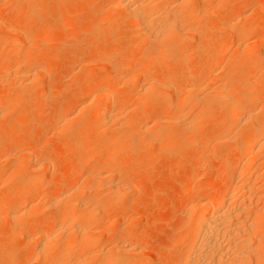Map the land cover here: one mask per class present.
Instances as JSON below:
<instances>
[{
    "label": "bare ground",
    "instance_id": "bare-ground-1",
    "mask_svg": "<svg viewBox=\"0 0 264 264\" xmlns=\"http://www.w3.org/2000/svg\"><path fill=\"white\" fill-rule=\"evenodd\" d=\"M210 2L211 0H109L108 4L112 6L114 11L117 10L116 12L120 13V16L126 17L130 24L134 26L136 39L132 47L127 48L128 52L133 51L141 44L143 36H146L148 41L154 44L156 50L153 53H149V55L147 54L143 56L138 62L127 65H123L119 59L122 50L115 51L106 61L107 68L105 67L106 70L108 69L113 73V77L111 78L109 76L110 79L108 78L107 81L103 83H94L92 86L88 87L89 89H86L83 93L84 98L79 103L77 102L78 105H75V107H73V103L71 104L72 98H70L67 104L64 105L62 111L60 110L61 115L66 121L68 120L69 122L73 120L71 124L73 123L74 125L72 124L73 128L70 127L73 129L71 132L74 134L76 133L75 135L78 136L76 138L73 134L75 138L70 145L71 150H76L83 155L81 165L76 171L81 172L86 170L85 168L88 166H96L100 162L103 167L100 170L98 169L99 171L97 170L93 172L91 174L92 178L89 176L90 179H93V182L94 180L96 181V186L94 185L93 189L91 188L93 192L88 191L90 192V195L88 193V195L84 193L83 185H79L81 183H77L78 185L66 184L67 181L64 182L60 190L55 192V194L52 193L53 196L50 197L52 199H50L51 201H49L50 203H48V205L54 213H52L51 216H48L45 220L41 221L43 227L38 229L35 234L33 233V236L31 235L32 238L30 236V241L34 242V247H31L32 250L28 251L25 256V260L28 261L29 259H33L39 264H153L150 261H146L149 259L137 260L133 257L135 250L138 252V248H134V232H125L120 235L113 234L114 236L111 234L112 241L114 242V247L112 249L108 247L106 248L105 242L106 233L109 231L108 229L111 224L114 223L115 218L113 215L116 210L118 213H115V215L117 216V214H119L117 216L118 222L121 220L123 221L124 219L129 220L128 217L126 218L129 202L124 204V198L127 192L129 191L130 193V190L133 192L138 187L137 184L141 181L139 178L136 184H134L136 185L135 187L131 186L132 184L130 185L128 182L130 169L121 168L119 167V164H117L125 157L121 149L120 151L118 149L123 142H125L124 144L126 145V142L133 136V134H136L135 132L137 130H142L144 125L148 126L149 124L145 123L143 125L142 123H135L136 125L130 126V128L134 127L131 128L132 130H126L125 128V131L124 129L122 130V133L128 132L125 134L119 132L122 129V127L119 128V126L123 125L121 124L118 125L117 129H115V134L113 132L112 136L111 134L109 137L103 136L101 139H96L95 141L87 140V136L85 138L84 135L88 131L95 133L99 129L111 126V124L117 125V117L124 113H128L129 115L131 112L148 111L151 103L146 102L147 99L145 100V103L139 102V95V98H149L155 92L158 93L162 86L163 88L165 86L166 88L167 86L168 88L173 87H170L169 84L166 85V83L164 86L163 83L165 81L163 82L159 80L156 81L155 79H148L146 82H142V84H145L142 85V90L140 89L139 93H137L139 95L137 97L138 101L136 102L131 97L133 90H130L131 94L129 90V92H126L125 94H120V92H118V87L122 78L121 75L123 74L122 69L129 73V76L127 75L129 78H132L137 72H139V74H147L156 68H160L166 61L169 60L171 62L167 64V70L172 69V67L176 64L186 66L188 64V59L185 55L182 56L183 48L180 45L181 39L184 36L191 35V33H189L191 31H187V28L189 29L191 26L190 22H196L198 23V26L200 23L202 24L203 20L207 16L216 13V11L211 7L212 5H210ZM219 2L222 5L225 0H220ZM14 3H16V6L11 7ZM52 3L53 2H49L48 0H0V52L6 50V48L14 49L13 54L9 57V63L5 64L0 69V76H6L8 84H11V82H14L15 84L20 83L16 84L17 86L13 87L14 89L11 88L13 91L8 89V91H11L9 93L10 96L11 93L13 94L15 92V99H12L11 97H9L11 98L10 100L7 98H4L5 100L0 99V154L2 155V152L5 154L9 153L16 145H21L20 147H22V150L21 152L20 150L18 151L20 152L21 157L18 169H22L26 165L28 167V161H30L29 163H32L33 158H36L37 161L40 162L41 157L43 156L42 148L38 147L39 144H36V146L32 138L23 139L11 134L12 131L9 132L12 130V127L26 124L27 121L23 116L24 114H21V117L23 116L24 118L19 117V119L16 118V115L14 117L15 119L13 118L10 120L11 122L9 121L11 124H5L2 119H7L6 117L9 115L11 116L13 112L12 109H15V107L11 108L12 103L15 105H19L21 103H19L16 99L23 96H17V94H27L26 92L25 94L23 93L29 89L33 90L35 85L32 84H36L34 82H39L40 78L47 74L48 76L51 74L50 71L55 64L53 63L54 61L51 59L45 60V56L43 57L42 55H33L31 50L41 44L40 41H42V38L57 32L60 30L61 26L69 27L72 20L71 15L73 14L65 16L62 23L56 25V14L51 12V24L46 25L45 23L38 22L29 26L28 30L26 29L27 31L19 30V28L24 25L25 19L40 16V13L48 7L53 6ZM256 7L260 9L261 12H264V3H258L256 4ZM242 10L238 13V20H236L238 22L235 21L237 17L234 18L231 14H227L224 18L223 24V27H225L224 29H228L226 31H229L231 36L233 35L237 39L236 40L234 38L236 43L233 41L235 45H232L233 52L231 58L237 60L238 63L232 68L222 67V56L219 53H216L207 59L203 65L196 67L190 72L187 71L183 75L187 80H191L193 77L200 76V74L205 71H218V68L221 66V84L218 85V87H213L208 83V90L210 89L211 91L213 87V90L208 93L205 91L207 87H202L201 83L188 85V87L186 86V89H184L186 90L184 94L183 92L180 93L182 95L179 94L177 103H174L172 98H174L175 94H177L178 88H175L173 93H168V95H161L160 91L158 93L160 94V97H158L156 101L158 103L168 104V113L170 115L158 117L155 121L156 127L158 125V128H156L157 130H155L154 133L151 132V126H144L145 131L148 129L145 133L150 134L149 138H152L154 135L153 140L165 133L163 132L165 127L175 128L176 126L183 125L184 127L188 126L189 129H192L200 116L191 121L182 119V107L187 105L191 99L196 101L200 100L201 102L205 101V103L211 99L213 101L215 100L216 103L219 101L224 104L226 103L225 106L227 105V107L224 110L225 121L234 120L236 118L235 116L239 115L240 122H245V124L253 120L251 121L253 122L252 127L249 128L250 130L247 129V135L242 137L240 140L237 138L239 141L236 145H233V157L236 158L237 161L234 165L235 168H232L234 171L231 174V178L229 177L230 179L226 182L225 189L223 188L222 191L218 192L214 196L201 195L199 198H196L204 192L202 187H200L202 184L200 185L199 183L201 182L203 175L197 174L195 176L198 184L189 192V195L193 199H196L193 202L191 201L189 206H185V211L183 210L184 214L189 217L190 220L185 224L184 229L180 231L181 235L176 240L174 238V242H172L168 248L171 250L178 244H184L177 264H259L260 261L262 262V260H259L260 256H258L260 245L254 244L255 241L257 242L256 244L261 241H259L255 232L257 231L258 234L260 231L259 229L264 225V210L263 208L259 209L260 207L256 209L257 207H254V203L252 204L251 202L257 188V184H255V182L253 183V179L257 172L250 173L249 171H252L250 169H252L255 165V161L253 159L254 157L252 156L256 154L255 152H262V150H264V116L261 118H255L254 116L255 114H258L256 113V110L259 107V103H261L259 100L262 98L261 94L263 83L259 79L257 80V78L259 74L264 76V21H262L260 17L253 18L250 15H246L247 12ZM16 14H21V17L18 18ZM4 17H6V19L2 20ZM109 17V15L105 16L104 20H108ZM95 27L96 28L93 30V37H96L102 31H105V28L101 26L97 27V24ZM187 32L189 35H185ZM192 32L194 35L199 34L198 29H193ZM254 36L258 37L256 41L257 45L255 46L254 43L250 44V42H247ZM125 50L126 49H124V51ZM229 52L227 51L226 54ZM171 53H178L179 55L181 54V56L175 54L177 56L176 58L168 59V55ZM243 64H247V71H244V73L240 74V76L237 74V78L232 79V74L230 75V73L234 72L233 74H235V71ZM162 68L163 67H161V69ZM136 78L137 77L134 79L132 78V80H135ZM208 81L205 80V82ZM129 82H127V84ZM169 82L170 81H168V83ZM37 89L38 88H36V90ZM167 90V92H169V89ZM164 91L166 90L164 89ZM134 93L136 94V92ZM157 93L156 95H158ZM91 97L95 102L89 99ZM88 100H91V102ZM174 100H176V97ZM15 102L18 103L16 104ZM87 102L91 104L88 103L87 105ZM217 106L219 105L217 104ZM262 107L264 109V104ZM261 108L259 111H261ZM77 111L79 112V116H85L87 114L89 116V114H91L90 116H92V121L90 123L81 121L76 123V119L74 120L75 117L72 114H77ZM56 123L58 124L57 121ZM60 123L62 122L60 121ZM155 123L153 122V127ZM58 126H61V124ZM219 126L222 128L221 125ZM62 127H58L59 129L57 128L59 134L65 133L64 130L66 127H63L64 129ZM110 128L111 127H108L107 129L110 130ZM233 128L234 127L231 125L226 131L224 130L226 133L223 132L224 134H220L218 137L220 143H228L230 139L233 141V138H231L233 136ZM68 129L69 128H66L67 132ZM112 131L113 129L111 128V132ZM192 131H189L188 135H194ZM117 132L120 134H116ZM171 135L172 136H168L167 143H170L173 139L178 137V135ZM143 141L146 142L145 140ZM148 141L151 142L152 140ZM128 143L129 142H127V145ZM154 143L155 142H153V144ZM99 151L102 154L98 153V155L100 154L101 156L96 155ZM140 154H142V152L139 153L138 157H140ZM8 156L10 157V155ZM54 162L52 154L42 158L40 165H42L41 168L43 167L45 172L41 174L39 173L40 175L37 174L36 176H28L27 174L22 173L19 177L18 183L15 181L16 184L14 185V188L16 189V197L13 202L10 203L6 196L0 199V204L2 205V209H4L2 211L0 210V218L5 217L11 222V227L8 231L9 241L7 240L9 245H11L9 247L10 256L7 260V264H16L18 259L16 240L20 235L23 236L22 234L26 233L25 231L30 227L31 222L26 223V219L28 217L26 207H30L29 211L32 210V213L34 210L36 211L38 208H41L40 206L44 207L43 203H47L37 201L39 199L38 197L37 199L35 198V194L39 188L56 181L54 178L55 176L50 174L49 171L51 168H54ZM50 163H52V166ZM36 165L38 166V164ZM33 168H35L34 165ZM37 169H39V167H37ZM9 170L6 172L8 173ZM15 170L16 169H14L13 172H15ZM226 171L227 166L225 164L222 166L219 175H224ZM259 171L262 172V169L260 168ZM6 172H0V179L6 175ZM88 174L90 175V173ZM70 176L71 172L67 174L68 178ZM117 176L122 179L124 178L123 180H127L122 182L123 180L121 179L122 181L119 180V182H116L117 180L115 178ZM126 181L128 183H126ZM136 190H138V188ZM98 196L99 200L103 199L101 196L105 198L110 197L108 199H111L112 202L110 201L111 203L107 204L103 201L104 203L102 204V201H100V204H98ZM27 197H32L31 201L29 205L27 204L28 206L24 204L26 207L23 208V205L22 207L20 205L23 203H20V201H23L22 199H26ZM250 197L251 199L249 200L248 198ZM251 207H254L257 211L252 210L256 214H251L255 217L254 219H249L250 213L247 214V217L244 216L248 210H251ZM255 236L257 240H255ZM260 244L262 243L260 242ZM5 251L6 250L4 249H0V256L3 255Z\"/></svg>",
    "mask_w": 264,
    "mask_h": 264
},
{
    "label": "rangeland",
    "instance_id": "rangeland-1",
    "mask_svg": "<svg viewBox=\"0 0 264 264\" xmlns=\"http://www.w3.org/2000/svg\"><path fill=\"white\" fill-rule=\"evenodd\" d=\"M48 1L53 2V6L48 7V10H44L42 13H40V16L36 18L25 19L24 25L21 26L19 30H28L29 26L38 22L45 23L46 25L51 24V12H54L56 14V20L58 21V23L57 21H55L56 25L61 24L65 16L73 14L71 15V25L69 27L61 26L60 30L51 34L50 36L42 38V41H40L41 44L31 50L33 55H42L43 57L45 56V60L51 59L54 61L53 63L55 64L50 71L51 74L49 76L47 74L44 77L40 78V81L38 80L40 83L34 82L36 84H32L35 85L33 90L29 89L28 91H24V93L22 92L23 94H25V92L27 94H17V96H23L19 98L17 97L18 99H16L17 101H19V103H21L19 105H15L14 103H12V107H10H15V109H12L13 112L11 116L9 115L8 117H6L7 119H2V121L6 124L9 123V121L16 115L17 119H19V117H25L27 121L26 124L12 127V130H10L9 132L12 131L11 134L23 139L32 138L35 145L39 144L38 147L42 148L43 155L42 157L40 156L41 161L42 158L50 154H52L55 161L54 168H51L52 163H50L51 169L49 171L50 174L55 176L54 178L56 179V181L39 188V190H37V193L35 194V198L37 199L38 197L39 199L37 201H41L42 203L47 202L46 204L43 203L44 207L40 206L41 208H38L36 211L34 210L31 213L32 210L29 211L30 207L26 206L29 205L32 197H27L26 199H22L23 201H20V203H23L20 204L21 207L22 205L23 208L26 207L28 213L26 223L31 222V224L27 229L28 231L26 230V233L22 234L23 236L20 235L16 240L18 248V259L16 264H39L36 260L33 259H29L30 261L25 260V256L28 251L32 250V248L34 247V242L30 241V236H33V233L35 234L38 229L43 227L41 221L45 220L48 216H51L52 213H54L48 205V203H50L49 201H51L50 199H52L50 197H52L55 192L61 189L65 181H67L66 184L81 183L79 185H83L84 193H88L90 195V192L88 191L93 192L91 188L93 189L94 185L96 186V181L94 180L93 182V179H90L89 176L91 177V174L93 172L97 171L98 169L100 170L103 167L101 165L102 163L100 162L96 166H88L87 168H85L86 170H83L81 172L76 171L81 165L83 155H81L76 150H71L70 148L73 139L75 137L77 138L78 136L75 135L76 133L74 134L71 132V130L73 131V129L70 128L72 127L73 123L71 124V122L73 120L68 122V120L66 121L61 115V111L64 108V105H66L68 100L72 98L71 104L73 103L72 105L73 107H75V105H78V103L84 98L83 93L86 89H89L88 87L92 86L94 83H103L107 81L108 78L110 79V77H113V73L107 69L110 72L109 73L105 69V67L107 68L106 61L112 56L115 51L122 50L119 59L121 60L123 65H127L130 63L138 62L143 56L147 54L149 55V53H153L156 50L154 44L150 43L146 36H143V41L141 42V44L137 46L133 51L128 52L127 48L132 47L136 39L134 26L130 24L129 20L126 19V17L120 16V13L116 12L117 10L114 11L112 6L108 4L109 0ZM212 1L213 0H211L210 5H212L211 7L216 11V13L207 16L203 20L202 24L200 23L198 26V23L190 22V30L187 28V31H191L189 32L191 33V35H189L188 32L185 33V35L187 34L190 37L184 36L181 39L180 45L183 48L182 56L185 55L188 59V64L186 66L176 64L172 67V69L167 70V64L171 62L169 60L166 61L163 66H161L163 67L162 69L161 67L156 68L147 74H139V72L134 75L131 74L133 75V79L137 77L135 80L129 78V73H127L126 70L122 69L123 74L121 75L122 78L121 83L118 87V92H120V94H125L126 92L133 90L131 97L135 100V102L139 99V102L145 103V100L147 99L146 102L151 103L149 110L138 111L134 113L131 112V114L129 113V115L128 113H124L122 114L123 116L120 115L121 117H117V125L111 124V126H107L106 128L103 127L104 129H99L101 131L98 130L95 133L89 131L86 132L84 137L86 138L87 136V140L95 141L96 139H101L103 136L109 137L110 134L112 136V133L115 131V129L118 128V125L121 124L123 125L119 126V128L122 127L121 131H119L120 133H122V130L124 128L126 130H132L131 128L134 127L130 128V126L136 125L135 123H142L143 125L145 123H148V126H144H151L154 129L153 130L151 128V132L154 133V131L157 130L156 128H158V125L156 127L155 123L158 117L170 115L168 113L169 105L165 103H158L156 101V99L160 97V94H158L160 91L161 95H168V93H173V90H175V88H178V90L176 89L177 94H175L174 98H172V101L174 103H177L179 94L182 92L184 94V92L186 91L184 89H186V86L188 87V85L201 83L202 87H207V89L205 88V91L206 93H208L213 90L214 86L218 87V85L221 84V68H232L238 63L237 60L231 58L233 52L232 45H235L234 42L236 43L237 39L233 35L231 36L229 31H226L228 29H224L225 27H223V24L225 16L227 14H231L232 16H234V18L237 17V19H235L236 21L238 20V13L243 9L242 11L247 12L246 15H250L253 18L260 17V19L264 21V12H261L260 9L256 7V4L258 3L263 4L264 0H225L224 4L222 5L219 2L220 0H214L213 2ZM15 4L16 3L11 5V7H15ZM107 15H109L110 17L105 21L104 18ZM16 16L20 18L21 14H16ZM5 19L6 17L2 18V20ZM96 24L97 27L101 26L105 28V31H102L96 37H93V30L96 28ZM193 29H198V36L194 35V31L192 32ZM234 38L236 40H234ZM257 38L258 37L254 36L253 38L249 39L250 41L247 42H250V44L254 43L255 46L257 45ZM62 43L66 44L63 45ZM124 49L126 50L124 51ZM227 51L230 52L226 54ZM13 52V48H6V50L0 52V69L5 64L9 63V57L13 54ZM216 53H219L222 56V67L220 66V68H218L219 72L217 70H213V72L205 71L201 73L200 76L193 77L191 80H187L185 76H183L185 72H190L196 67L203 65L207 59H209ZM175 54L181 56V54L179 55L178 53H171L170 55H168V59L176 58L177 56ZM188 65L190 67V70ZM244 65L245 64L241 65L240 68L235 71V74H233L234 72L230 73V75L232 74V79L237 78V74L240 76V74H243L244 71H247V64L245 66ZM148 79H155L156 81L159 80L163 82L165 81L163 83L164 86L166 83V85L169 84L170 87H173L168 88L167 86L166 88L165 86L163 88L162 86L161 90L158 93L155 92L151 97L139 98L140 95L137 93H139L140 89L142 90V85L145 84H142V82H146V80ZM258 79L263 83L261 94L262 98H260L259 100V102H261L262 104L259 103V107L256 110V113L258 114L254 113L255 118H261L262 116H264V109L262 107V105L264 104V76H261L259 74L257 80ZM126 80L127 82L130 81L131 83L129 82L127 84ZM205 80L209 81L205 82ZM168 81L170 82L168 83ZM208 83L213 86H210L212 87L211 91L210 89L208 90ZM16 84L14 82L8 84L6 76H0V99H15V92L13 94L11 93V96L9 93L13 91V87L17 86ZM36 88L38 89L36 90ZM8 89H10L11 91H8ZM164 89L166 91H164ZM167 89H169V92H167ZM134 92H136V94ZM156 93L159 96L156 95ZM175 97L176 100H174ZM89 99L94 101L92 97ZM91 100L88 101L91 102ZM89 102H87V105ZM204 103L205 101L201 102L200 100L196 101L194 99H191L188 103L189 105L187 104L182 107L183 120L186 119L187 121H191L194 118H198L200 116L192 129H189L188 126V128L184 127L183 125L176 126L175 128L165 127L163 129V132L165 133L162 135L160 134L161 136L156 135L160 138L155 137L156 139L153 140L154 135L152 136V138H149L150 134L145 133L148 131V129L145 131V127L143 126L142 130H137L135 132L136 134H133V136L131 135L133 138L130 137L131 139L129 138V140L127 141L129 142V146L127 145V142L126 145L124 144L125 142L122 143L124 145L121 144L122 147L120 146L121 148L119 147L118 150L120 151L121 149L125 157L122 158L121 161H119L117 164H119V167L121 168L130 169L128 182L130 183V185L132 184L131 186L135 187L136 185L134 184H136L139 178L141 179V181L137 184L138 190H136V188L133 192L130 190L129 193L128 191L124 198V204H127V202H129L128 211L126 213V218L128 217L129 220L124 219L123 221L121 220L122 222H118L117 216L119 214H117V216L115 215V213H118L117 210L114 212V215L112 214L115 219L114 223H112L109 227V231L107 232L106 230V248L108 247L112 249L114 247V242L111 238L112 236L117 234L120 235L125 232H134V248H138V252H136L135 250V254L133 253V257H135V259H149L146 261H150L153 264L178 263L180 253L182 251V248L184 247V244H178L171 250H169L168 248L172 244V242H174V238L176 240L181 235L180 231L184 229L185 224L190 220V218L184 214L185 206H189L191 204V201H195V199L199 198L201 195L214 196L218 192L222 191L223 188L225 189L226 182H228V180L231 178V174L233 173V169L235 168L234 165L237 161L236 158L233 157V145H236L242 137L247 135V129L251 128L253 124V122H251L253 120L247 122L246 124L245 122H240V115L235 116L236 118L234 120L232 119L233 121H225L224 110L227 107V105L225 106L226 103L224 104L220 101L216 103V101H213L212 99L206 102L207 104ZM217 104L219 106H217ZM260 108L261 111H259ZM21 114H24V117H21ZM72 115L75 117L74 120L76 119V123L78 121L85 123H90L92 121V116H90L91 114H89V116L88 114L85 116H79V112L77 111V114L74 113ZM56 121L58 122V124L56 123ZM60 121L62 123H60ZM153 122L155 123L154 127L152 126ZM237 122L240 123L238 124ZM59 123L61 124V126H58L60 125ZM219 125H221L222 128ZM231 125L232 127H234L232 129L234 131V134L232 131L233 136L231 135L233 141L232 139H230L228 143H220L218 137L220 136V134L226 133L224 132V130L226 131L227 128H229ZM62 126L69 128L68 132L65 128V133L59 134L57 128H61ZM108 127H111L113 131L111 132V128L110 130L107 129ZM181 127L184 129H182ZM189 131H192L194 135H188ZM120 133L117 132L116 134L119 135ZM125 133L128 132H124L122 134ZM73 134L75 135V137ZM171 134L178 135V137L173 139L170 143H167L168 136H172ZM143 140H145L146 142H144ZM148 140L152 141L150 142ZM153 142L155 143L153 144ZM20 146L21 145L18 144L14 148H12L9 153L5 154L4 152H2V155L0 154V172H6L10 169L8 173H5L6 175L3 176L4 178L2 177V179H0V199L6 196V198L9 199L8 201L10 203L13 202L16 197V189L14 188V185L18 183L19 177L22 173H25L28 176H36L37 174L40 175L41 173L45 172L44 168H41V161L38 162L36 158V160L33 158L32 163H29L30 161H28V167L26 165L22 169L20 168L21 170L18 169V165H20L19 163L21 162L20 152L22 150V147ZM19 150L20 152H18ZM139 151L142 152V154H140V157H138L140 153ZM98 153L102 154L99 151L96 153V155H98ZM255 153V155L252 156L254 157L253 159L255 161V165L254 167H252V169H250L252 171L249 172H257L256 176L253 179V183L255 182V184H257L258 186L256 185V192L252 197V200L254 201L251 200V202L252 204L254 203V207H257L256 209L260 207L259 209L263 208L264 210V150H262V152L257 151ZM100 154L98 156H101ZM8 155H10V157ZM36 164H38V166ZM225 164L227 166L226 173L224 175H219L222 166ZM15 165L17 168L15 167ZM33 165L35 168H33ZM37 167H39V169H37ZM260 168L262 169V172L259 171ZM14 169H16L15 172H13ZM70 172L71 176L68 178L67 174ZM88 173H90V175ZM197 174L203 175V178L199 183L200 185L202 184L200 187H202L204 193L198 195L193 199L192 197H190L189 192L198 184L195 177ZM115 179L117 180H115L116 182H119V180L122 181L124 178L122 179L121 177L119 178V176H117ZM125 180H123L122 182H124ZM128 182L126 181V183ZM98 198L99 196L97 197V199ZM101 198H103L104 200L96 199L98 201V204H100V201H102V204L104 202L107 204L112 202L111 199H108L110 197L105 198L101 196ZM248 199L250 200L251 197ZM254 207H251V210H248V212H246V215H244V212L243 215L247 217V214L250 213V218H248L254 219L255 217L252 216L256 215L255 212L252 211L255 210ZM0 210H4L2 209L1 204ZM29 214L31 215V217ZM116 222L119 224H117ZM10 227V220L6 219L5 217L0 218V249L6 250L5 253L0 256V264H7V260L10 256L9 247L11 245H9V243L7 242V240L9 241L8 231L10 230ZM263 227L264 225L259 229L260 231L258 230L259 235L257 234V231L255 232L258 236L257 238L259 239V241L261 240L260 242L262 243L260 244L259 242L258 244H256L257 242L255 241L254 244L260 245L258 256H260L259 260H262V262H258L259 264H264V236H262L264 235ZM257 238L255 236V240H257Z\"/></svg>",
    "mask_w": 264,
    "mask_h": 264
}]
</instances>
